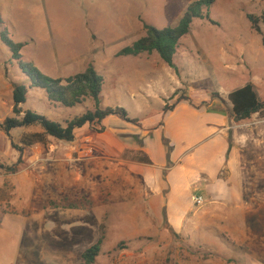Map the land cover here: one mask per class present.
<instances>
[{
	"label": "rangeland",
	"instance_id": "374dc122",
	"mask_svg": "<svg viewBox=\"0 0 264 264\" xmlns=\"http://www.w3.org/2000/svg\"><path fill=\"white\" fill-rule=\"evenodd\" d=\"M197 1L0 0V124L14 117L13 84H31L3 44V31L25 44L22 62L48 77L66 78L97 63L104 81L102 107L123 108L138 122L117 117L125 128L111 119L104 133L85 127L72 142L48 139L46 146L22 152L16 148L21 138L40 130H0V264H79L101 224L106 240L97 264H264V120L258 115L235 122L241 203L198 207L178 233L165 224L141 222L146 208L121 197L117 167L93 165L90 176L81 167L101 155L114 165L141 158L123 143L137 140L138 129L150 132L163 123L171 109L164 111L161 101L170 108L189 97L184 101L191 106L230 111L227 95L248 83L264 101V29L255 35L247 20L264 12L259 0H214L203 7L211 22L193 21L177 47L176 71L157 53L116 56L145 35L144 25L176 27ZM23 109L64 124L93 110V104L65 108L33 88ZM67 162L70 169L61 164ZM100 170L103 176L94 175ZM71 205L76 209H68Z\"/></svg>",
	"mask_w": 264,
	"mask_h": 264
},
{
	"label": "crops",
	"instance_id": "0c3cea01",
	"mask_svg": "<svg viewBox=\"0 0 264 264\" xmlns=\"http://www.w3.org/2000/svg\"><path fill=\"white\" fill-rule=\"evenodd\" d=\"M259 1L260 5L264 2ZM92 64L98 72L97 63ZM180 99L172 108L169 106L171 111L166 113L163 123L150 132L138 129L133 132L137 140L123 143L126 150L147 156L151 164L121 159L114 165L111 159L101 155L81 166L88 176L93 174L89 171L93 165L117 167L121 197L132 207L146 208L147 214L141 216V222L165 224L175 233L181 232L197 213L193 197H202L204 206H237L242 197L238 179L240 163L234 143L235 120L229 111H213V105L200 106L194 102L191 106ZM160 105L163 110L167 108L163 101ZM111 119H117L125 128L115 116L106 119L103 125ZM61 164L67 169L72 167L69 162Z\"/></svg>",
	"mask_w": 264,
	"mask_h": 264
},
{
	"label": "trees",
	"instance_id": "16d2710c",
	"mask_svg": "<svg viewBox=\"0 0 264 264\" xmlns=\"http://www.w3.org/2000/svg\"><path fill=\"white\" fill-rule=\"evenodd\" d=\"M225 1V0H224ZM214 4V0H199L191 3L178 25L172 28L158 30L152 26L144 25L145 35L135 41L131 46L123 48L117 53V57H137L142 54L151 55L157 53L162 61L171 69L176 71L174 56L177 47L182 39L188 36L192 23L195 19H207L208 15L202 13V8ZM251 31L258 36H262L264 29V12L256 15H247ZM211 22V21H210ZM3 44L11 53V59L17 62L21 72L30 79V87L13 84L12 101L14 117L6 119L0 124V130L9 134L12 130L20 128H38L39 132H34L23 136L20 140L21 146H16L22 152L26 148L35 145L46 146L48 139L57 142L69 143L74 140L77 130L89 127L97 133H104L103 122L112 116L133 124L138 125L136 120L128 118L123 108H104L102 107V90L104 81L98 74L93 64L89 63L85 69L79 73L66 78H51L42 74L33 65L23 63L21 51L25 47L23 43H14L7 35L6 31L1 33ZM40 89L45 91L47 100L52 103L60 104L65 108H74L87 101L93 104V110L86 112L82 116L75 117L64 124L50 121L47 118L30 110H24L28 89ZM180 100L190 101L188 98ZM230 104V116L235 122L248 121L253 116L258 115L264 120V101H261L253 84L249 83L243 88L231 92L227 96ZM172 108V107H171ZM169 108H164V111ZM213 111L224 112L223 109L213 108ZM141 158H134V162L151 164L147 156L141 154ZM90 204H88L89 206ZM68 209H76L71 205ZM97 241L85 249L81 255L79 264H97V260L102 253V247L106 240V230L104 224L99 227ZM231 262V260H229Z\"/></svg>",
	"mask_w": 264,
	"mask_h": 264
},
{
	"label": "built area",
	"instance_id": "2783aa9c",
	"mask_svg": "<svg viewBox=\"0 0 264 264\" xmlns=\"http://www.w3.org/2000/svg\"><path fill=\"white\" fill-rule=\"evenodd\" d=\"M193 201V205L197 208V207H201L204 205V199L202 197H193L192 199Z\"/></svg>",
	"mask_w": 264,
	"mask_h": 264
}]
</instances>
